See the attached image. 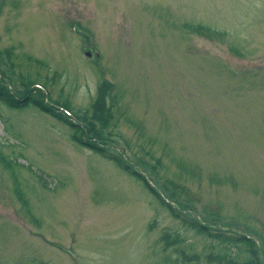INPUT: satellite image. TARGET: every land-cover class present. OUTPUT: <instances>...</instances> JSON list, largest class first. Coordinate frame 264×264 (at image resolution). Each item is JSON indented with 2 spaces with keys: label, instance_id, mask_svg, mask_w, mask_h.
<instances>
[{
  "label": "rangeland",
  "instance_id": "1",
  "mask_svg": "<svg viewBox=\"0 0 264 264\" xmlns=\"http://www.w3.org/2000/svg\"><path fill=\"white\" fill-rule=\"evenodd\" d=\"M0 70L264 264V0H0ZM78 134L0 99V264H254Z\"/></svg>",
  "mask_w": 264,
  "mask_h": 264
},
{
  "label": "trees",
  "instance_id": "2",
  "mask_svg": "<svg viewBox=\"0 0 264 264\" xmlns=\"http://www.w3.org/2000/svg\"><path fill=\"white\" fill-rule=\"evenodd\" d=\"M107 85L108 84H106L104 87L102 86V89L105 88V91H106ZM19 93L23 94V95L21 97L17 96L13 92H11V90L3 82V80H0V99L2 101L6 102L10 107H19L23 103H33L35 106L39 107L44 112H47L49 114H53V115L57 116L58 118H60L61 120L69 123L72 127H74L80 133V135L78 134V137H75L77 141H79L80 143H83L86 147L91 148L98 153H101L102 155L106 156L110 160L115 161L124 171L128 172L129 174L138 178L139 180H142L145 183L146 187L151 192H153L154 194L157 195V197L161 200V203H163L165 206H167L169 208V210L177 218H180L186 225L196 229L200 233L207 234L209 236L215 237V238L222 240V241H225V242L227 241V242H231V243H235V242L246 243L251 248V249H249V252L254 256L252 262L254 264H260L259 260H258L259 257L255 253L256 252L254 250L255 248H253V246L255 244V240L247 237L244 234L243 235H237V236H231V235L226 236V234L222 231H218V232L214 233L211 231V229L205 223L200 222L196 219L187 218L186 216H184L181 213L182 212L181 210L178 211L177 208H174L170 204L166 203V201L163 198L159 197L160 195L153 188V186L149 183V181L146 179V177L142 173L137 171L131 164L125 162L123 160V158H121L119 156L111 155L104 148L100 147L96 141H92L93 137H96L97 134L93 130L89 129V128H91L90 123L87 124V126L89 128H84L80 124H76L73 121H71L66 115H63V113L59 114L53 106L49 105L48 103L47 104L49 106L47 104H45L44 93L40 90L27 89L25 91L20 90ZM104 97L105 96L103 94L101 100H98V102H97L98 106H103ZM108 110H111V108L108 107ZM92 128H93V126H92Z\"/></svg>",
  "mask_w": 264,
  "mask_h": 264
},
{
  "label": "water",
  "instance_id": "3",
  "mask_svg": "<svg viewBox=\"0 0 264 264\" xmlns=\"http://www.w3.org/2000/svg\"><path fill=\"white\" fill-rule=\"evenodd\" d=\"M88 54H90V53H88Z\"/></svg>",
  "mask_w": 264,
  "mask_h": 264
}]
</instances>
